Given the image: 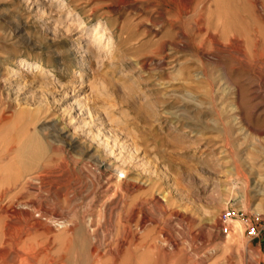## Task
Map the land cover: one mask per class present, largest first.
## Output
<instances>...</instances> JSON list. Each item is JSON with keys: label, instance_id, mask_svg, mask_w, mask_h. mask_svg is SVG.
<instances>
[{"label": "rangeland", "instance_id": "rangeland-1", "mask_svg": "<svg viewBox=\"0 0 264 264\" xmlns=\"http://www.w3.org/2000/svg\"><path fill=\"white\" fill-rule=\"evenodd\" d=\"M181 2L0 0V264H264V0Z\"/></svg>", "mask_w": 264, "mask_h": 264}, {"label": "bare ground", "instance_id": "bare-ground-1", "mask_svg": "<svg viewBox=\"0 0 264 264\" xmlns=\"http://www.w3.org/2000/svg\"><path fill=\"white\" fill-rule=\"evenodd\" d=\"M185 1H188L190 2L191 0H185ZM175 4L181 8V7H184L182 6V2L181 0H174ZM170 7V6H169ZM99 34V32H97L94 36L97 37ZM93 36V37H94ZM99 37V36H98ZM102 37V36H100ZM94 42V41H93ZM38 176V175H37ZM31 181V180H30ZM31 183V182H30ZM23 184V183H22ZM137 186V185H136ZM28 187V186H27ZM134 188V187H133ZM106 194V193H105ZM109 194V193H107ZM4 196V195H3ZM37 197V196H36ZM104 197V196H103ZM112 197V196H111ZM22 198V197H21ZM105 198V197H104ZM18 199V198H17ZM23 200V199H22ZM144 200V199H143ZM19 201V200H18ZM28 201V200H27ZM106 202V201H105ZM3 203V202H2ZM1 203V204H2ZM125 203V202H124ZM8 204V203H7ZM23 204V203H22ZM129 204V202H128ZM16 205V204H15ZM40 207V206H39ZM134 207V206H133ZM13 208V206H12ZM34 208V206H33ZM104 208V207H103ZM147 208V207H146ZM36 209V208H35ZM22 211V210H21ZM7 214L4 216L5 217V223L6 224H10V222H8L9 218H14V216L16 214H18L19 211H13L12 212V209H11V212H8V211H5ZM33 212V211H32ZM32 212H28L27 210L23 213H25V223L28 225V226H31L32 225V222H34L33 220H35L34 218V215ZM20 213V212H19ZM4 214V213H3ZM22 214V213H21ZM45 214V213H43ZM46 215V214H45ZM23 216V215H22ZM44 216V215H43ZM94 216V215H93ZM149 216V215H148ZM51 218V217H50ZM97 218V217H96ZM1 220V219H0ZM146 220V219H145ZM48 221V220H47ZM37 222V221H36ZM39 222V221H38ZM41 222V221H40ZM39 222V223H40ZM45 222V221H44ZM63 222V221H62ZM74 222V221H73ZM120 222V221H119ZM144 222V221H143ZM24 223V224H25ZM91 223V222H89ZM233 227L235 229H237L239 232H242L243 231V225L242 223H240L239 220H232L230 222ZM12 224V223H11ZM36 224V223H35ZM38 224V223H37ZM41 225H43V222L40 223ZM119 224V223H118ZM49 225V224H48ZM60 225V223H59ZM92 225V224H91ZM120 225V224H119ZM27 226V227H28ZM33 226H34V223H33ZM123 231L124 234L127 232L126 235H122V237H120V243L123 244L124 246L126 245V243L130 244V246L134 243V241L136 240V236L131 233L132 231H130L131 229L127 227V225H123ZM16 227V226H15ZM50 227V226H48ZM45 228V227H44ZM18 229V228H17ZM6 230V229H5ZM15 230V229H14ZM27 230V229H26ZM41 230V229H40ZM44 230V229H43ZM3 231V230H2ZM56 231V230H55ZM8 232V231H7ZM15 233V232H14ZM17 233V232H16ZM19 235V233H17ZM23 234V233H22ZM30 235V233H29ZM14 236V235H13ZM24 236V235H23ZM53 236V235H51ZM85 236V235H84ZM86 238V237H85ZM22 239V238H21ZM7 241V240H5ZM117 241V240H116ZM93 243V242H92ZM57 244V243H56ZM96 245V244H95ZM49 246V245H47ZM92 246V245H91ZM90 246V247H91ZM133 247V246H132ZM112 248V247H111ZM52 249V248H51ZM96 249V248H95ZM64 251H61L62 253H60V255H58L57 259L55 258H51L49 257V249H45L42 245H39L38 244V247H35V245L31 244V242H28V239L24 241V244H23V252L22 254H19L17 255V262L18 264H65L63 262V260L65 261V259L67 258V253H68V248L67 249H63ZM100 250V249H99ZM114 250V249H113ZM44 252V254H43ZM53 253V252H52ZM75 256V254H74ZM98 261H100L98 258H97ZM112 260V259H111ZM14 262V261H13ZM76 262V261H75ZM8 263V262H7ZM89 263V262H88ZM13 264V263H11ZM94 264V263H93Z\"/></svg>", "mask_w": 264, "mask_h": 264}, {"label": "built area", "instance_id": "built-area-1", "mask_svg": "<svg viewBox=\"0 0 264 264\" xmlns=\"http://www.w3.org/2000/svg\"><path fill=\"white\" fill-rule=\"evenodd\" d=\"M240 212H237L233 209H226L220 214V221L224 224H230V222L235 219L239 215ZM256 234L255 227H252V229L249 230V235Z\"/></svg>", "mask_w": 264, "mask_h": 264}]
</instances>
